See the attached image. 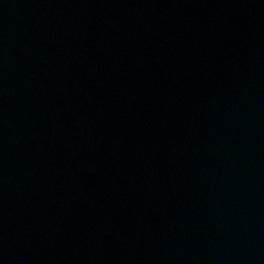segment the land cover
<instances>
[{
	"label": "water",
	"instance_id": "1",
	"mask_svg": "<svg viewBox=\"0 0 264 264\" xmlns=\"http://www.w3.org/2000/svg\"><path fill=\"white\" fill-rule=\"evenodd\" d=\"M0 264H264V0H0Z\"/></svg>",
	"mask_w": 264,
	"mask_h": 264
}]
</instances>
